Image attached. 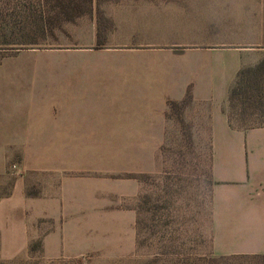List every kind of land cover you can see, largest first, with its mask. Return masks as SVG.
<instances>
[{"label":"rangeland","instance_id":"374dc122","mask_svg":"<svg viewBox=\"0 0 264 264\" xmlns=\"http://www.w3.org/2000/svg\"><path fill=\"white\" fill-rule=\"evenodd\" d=\"M117 1L96 0L93 15L63 23L54 40L2 52L0 82H64L69 46L88 45L94 34L97 45L99 38L102 45L114 43L112 22L104 12H111ZM93 23L96 30H91ZM112 68L95 74L74 94L106 109L86 116L121 125L149 118L145 98L131 93V75ZM205 109L191 101L182 119L175 112L167 115L162 138H42L25 153L12 154L0 171V197L20 183L35 206L27 212L28 247L12 257L0 250V264H183L212 254ZM152 160L153 170L147 171Z\"/></svg>","mask_w":264,"mask_h":264},{"label":"crops","instance_id":"0c3cea01","mask_svg":"<svg viewBox=\"0 0 264 264\" xmlns=\"http://www.w3.org/2000/svg\"><path fill=\"white\" fill-rule=\"evenodd\" d=\"M111 6L104 15L114 43L100 47L94 34L88 45L69 46L64 82H0V171L36 139L165 137L169 101L191 90L193 105L208 114L212 252L264 254V126L233 128L227 114L239 70L264 58V0H119ZM112 66L131 75V93L145 98L149 118L110 124L86 116L105 113L103 103L73 98ZM146 169L153 170V160ZM32 206L20 183L0 197L6 257L28 247Z\"/></svg>","mask_w":264,"mask_h":264},{"label":"trees","instance_id":"16d2710c","mask_svg":"<svg viewBox=\"0 0 264 264\" xmlns=\"http://www.w3.org/2000/svg\"><path fill=\"white\" fill-rule=\"evenodd\" d=\"M96 0H0V53L17 45L40 44L57 38L56 31L66 22L93 15ZM99 19H104L99 14ZM100 37V32H99ZM99 38V45H102ZM2 57L5 54H0ZM1 60V57H0ZM189 90L181 101H169L170 111L179 119L192 101ZM228 118L239 129L264 126V58L253 66H243L230 89ZM258 121L261 124H256ZM196 262L183 264H228L230 260H264V254L216 256L200 254Z\"/></svg>","mask_w":264,"mask_h":264},{"label":"built area","instance_id":"2783aa9c","mask_svg":"<svg viewBox=\"0 0 264 264\" xmlns=\"http://www.w3.org/2000/svg\"><path fill=\"white\" fill-rule=\"evenodd\" d=\"M14 167H16V166L14 165Z\"/></svg>","mask_w":264,"mask_h":264}]
</instances>
